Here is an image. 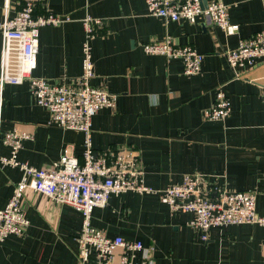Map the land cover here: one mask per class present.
I'll list each match as a JSON object with an SVG mask.
<instances>
[{"label":"crops","instance_id":"obj_1","mask_svg":"<svg viewBox=\"0 0 264 264\" xmlns=\"http://www.w3.org/2000/svg\"><path fill=\"white\" fill-rule=\"evenodd\" d=\"M220 1L228 8L230 23L238 26L234 34L226 35L201 18L167 22L150 15L144 0H38V11L66 20L27 34L37 39L33 54L21 35L2 40L0 34L5 77L0 127L29 135L17 160L42 168L66 151L81 162L83 134L54 126L49 112L36 104L29 83L33 78L59 83L80 76L82 20L90 16L102 21L90 43L91 84L117 96L114 109L92 117V148L135 150L143 182L153 190L199 174L205 188L252 192L256 213L264 216V58L238 67L235 77L221 55L264 29V0ZM5 3L8 16H14L24 0H0V21ZM165 39L203 54L200 72L185 75L179 59L144 53V43ZM219 88L226 93L230 113L222 120L205 119L203 111ZM0 152L9 154L6 147ZM20 178L18 168L0 167V208ZM22 208L29 225L22 235L4 240L0 264H77L80 214L32 190L25 192ZM191 218L189 212H170L155 193L127 191L94 208L91 225L108 237L140 241L152 264H264V227L214 228L202 241L189 226Z\"/></svg>","mask_w":264,"mask_h":264},{"label":"built area","instance_id":"obj_2","mask_svg":"<svg viewBox=\"0 0 264 264\" xmlns=\"http://www.w3.org/2000/svg\"><path fill=\"white\" fill-rule=\"evenodd\" d=\"M38 0H24L14 16H8V4L4 6L0 34L5 40L11 34H19L28 44L29 53L36 51L37 39L28 38L30 31L43 26H55L66 20L49 11L36 9ZM150 15L167 22L185 20L190 23L201 18L204 23L220 29L226 35L234 34L238 26L229 21L228 8L220 0H212L206 7L200 0H144ZM85 37L81 45V74L67 82L51 83L33 78L29 86L38 106L47 110L50 122L63 130L83 134L81 162L63 151L59 160L51 165L35 168L17 160V153L24 140L29 138L18 130L4 131L0 127V151L6 147L7 156L0 152V167L10 166L21 171V178L3 208H0V246L9 236H20L29 225L22 200L27 190L41 194L49 201L74 208L81 216L80 230L76 237L77 264H152L151 258L140 241L126 240L121 236L108 237L91 225L94 208L103 207L112 196L127 191L155 193L170 212H189V226L198 231L200 239L207 241L214 228L229 225L257 224L264 227V216L256 213L255 194L246 191H226L202 186L199 174L184 176L180 184L162 190L146 186L142 178L140 160L131 148H114L96 152L91 146L92 117L102 109H114L117 96L103 88L93 86L94 63L91 40L102 27L100 19L86 16L82 20ZM145 54L161 55L167 59H179L185 75L200 72L203 54L189 46H179L169 39L150 41L142 45ZM238 77V67L252 66L264 58V29L241 40L238 47L221 53ZM5 84L3 58L0 59V101ZM264 108V91L262 92ZM230 113L226 93L219 88L213 104L203 111L209 120H222ZM92 255V256H91Z\"/></svg>","mask_w":264,"mask_h":264},{"label":"water","instance_id":"obj_3","mask_svg":"<svg viewBox=\"0 0 264 264\" xmlns=\"http://www.w3.org/2000/svg\"><path fill=\"white\" fill-rule=\"evenodd\" d=\"M200 2H201V5H202L203 7H206V6H207V3H206L205 0H200Z\"/></svg>","mask_w":264,"mask_h":264}]
</instances>
